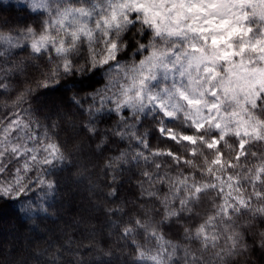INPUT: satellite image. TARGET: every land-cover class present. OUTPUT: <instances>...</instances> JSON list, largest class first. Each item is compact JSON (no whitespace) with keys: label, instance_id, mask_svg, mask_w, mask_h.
Masks as SVG:
<instances>
[{"label":"clouds","instance_id":"1","mask_svg":"<svg viewBox=\"0 0 264 264\" xmlns=\"http://www.w3.org/2000/svg\"><path fill=\"white\" fill-rule=\"evenodd\" d=\"M11 4L25 17L0 24V197H30L16 208L29 231H47L39 221L58 220L61 173L100 187L83 152L109 144L95 137L100 114L112 113L107 131L124 147L104 156L101 179L134 171L146 203L123 222L112 216L128 211L123 200L103 208L123 247L69 252V238L34 258L0 252V264H249L253 244L264 253V0ZM94 75L100 82L80 90ZM57 86L82 119L36 113V92ZM65 126L94 142L67 144ZM173 221L178 239L163 228Z\"/></svg>","mask_w":264,"mask_h":264},{"label":"trees","instance_id":"2","mask_svg":"<svg viewBox=\"0 0 264 264\" xmlns=\"http://www.w3.org/2000/svg\"><path fill=\"white\" fill-rule=\"evenodd\" d=\"M9 6L12 7V11H3L4 8ZM24 17L25 13L21 12L15 5H12L11 0H8V3H5V0H0V24L19 23ZM99 82L94 75L93 77L85 78V81L76 83L79 84L80 90H89ZM64 91L61 86H57L55 89L38 90L32 98L36 113L40 116L58 114L62 120L67 115L78 116V118L82 119V110H79L78 106L73 105L66 98ZM115 119L116 117L112 113L100 114L97 122L99 131L95 139L98 140L100 136L108 135L109 144L105 145L100 154L92 151L83 152L86 164H97V167L89 175L93 180V184H99L100 187H90L86 182L75 183L70 175L71 170H69V173H61L60 190L62 196L56 205L58 208V220L41 219L39 221L41 227L47 231H29L28 223L19 214L16 204L19 200H27L30 197L20 196L18 199L12 200H5V198L0 197V201H4L0 203V252L9 253L13 261L21 256L34 258L33 249L44 250L53 241L62 243L63 240L69 238H71L72 242V247L67 249L69 252L80 251L83 254H87L93 252L96 244H100L105 248L109 247V245L116 248L123 247V244L107 234L111 222L108 220L103 208L123 200L128 206V211L124 216H119L117 213L112 214L114 219H119L123 222L125 216L137 211L138 204L146 203V201L139 197V189L134 183L139 177L134 171L125 170L118 173L121 178L119 183L115 185H113L107 170L102 174L103 179H101L100 164L104 156L108 153L115 154L119 148L124 147L122 142L117 141L107 131V129L113 127ZM62 132L67 133L64 136L67 144H71L74 138H79L85 145L89 142H94L91 137L85 136L86 130L84 129H80L78 132L75 130L70 131L65 126L62 128ZM2 178L3 174L0 173V179ZM113 186L117 188V196L110 200L103 189ZM138 214L143 215L142 213ZM156 215L159 216L160 213H156ZM180 219L183 220L185 218L182 216ZM94 224L96 227H93ZM3 227L4 229H2ZM163 228L166 235L174 239L180 237L182 229L175 221L171 224L163 225ZM115 232L119 234V228H116ZM248 242L250 244L253 243L251 236L248 237ZM89 244L93 247H86ZM128 247L134 250V246L130 243ZM253 248L255 251L249 257V264H264V253L259 252L258 244H253ZM124 264H129L127 257H124Z\"/></svg>","mask_w":264,"mask_h":264},{"label":"rangeland","instance_id":"3","mask_svg":"<svg viewBox=\"0 0 264 264\" xmlns=\"http://www.w3.org/2000/svg\"><path fill=\"white\" fill-rule=\"evenodd\" d=\"M2 219V218H1ZM11 226H12V224H11ZM2 229H4V227L2 228ZM29 236H30V234H28Z\"/></svg>","mask_w":264,"mask_h":264}]
</instances>
